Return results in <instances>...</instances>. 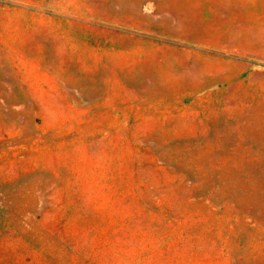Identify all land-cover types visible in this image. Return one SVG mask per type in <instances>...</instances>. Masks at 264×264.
Wrapping results in <instances>:
<instances>
[{"label":"rangeland","instance_id":"obj_1","mask_svg":"<svg viewBox=\"0 0 264 264\" xmlns=\"http://www.w3.org/2000/svg\"><path fill=\"white\" fill-rule=\"evenodd\" d=\"M0 264H264V0H0Z\"/></svg>","mask_w":264,"mask_h":264}]
</instances>
